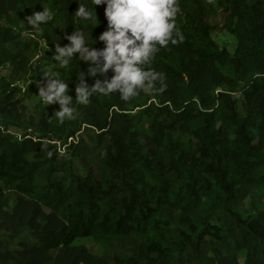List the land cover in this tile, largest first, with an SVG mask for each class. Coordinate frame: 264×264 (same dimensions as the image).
I'll use <instances>...</instances> for the list:
<instances>
[{
	"label": "trees",
	"instance_id": "1",
	"mask_svg": "<svg viewBox=\"0 0 264 264\" xmlns=\"http://www.w3.org/2000/svg\"><path fill=\"white\" fill-rule=\"evenodd\" d=\"M79 3L95 9L0 0V264H264V0H179L183 41L146 65L163 91L88 104L75 99L89 65L51 59L75 28L104 47L106 5L84 20ZM43 7L54 19L30 25ZM44 63L69 82L75 119L54 118L59 103L28 112Z\"/></svg>",
	"mask_w": 264,
	"mask_h": 264
},
{
	"label": "clouds",
	"instance_id": "2",
	"mask_svg": "<svg viewBox=\"0 0 264 264\" xmlns=\"http://www.w3.org/2000/svg\"><path fill=\"white\" fill-rule=\"evenodd\" d=\"M95 9L79 3L74 16L84 20L98 19L96 6L106 5L105 16L107 29L99 36L103 48H96L89 43L84 29H77L66 35L67 45L55 43V52L51 59L59 67L68 66L75 59L87 63V72L77 84L76 99L81 104L90 103L95 94H119L124 101L137 97L141 92H151L159 83L163 85V74L146 65L156 56L162 46L183 41L182 30L177 27L176 17L180 11L179 0H89ZM55 12L43 7L27 17V22L39 27L54 19ZM93 33V31H92ZM77 53L79 57L77 59ZM114 74L107 77L109 71ZM46 83L38 82L39 97L47 104L59 103L61 110L54 118L63 123L65 119L76 118V109L72 105L73 97L69 94V82H65L54 73L43 72ZM86 76L95 78L90 86ZM163 85L159 90L163 91ZM49 156L53 153L50 150Z\"/></svg>",
	"mask_w": 264,
	"mask_h": 264
},
{
	"label": "rangeland",
	"instance_id": "3",
	"mask_svg": "<svg viewBox=\"0 0 264 264\" xmlns=\"http://www.w3.org/2000/svg\"><path fill=\"white\" fill-rule=\"evenodd\" d=\"M225 17H226L225 14H220L212 20V23L218 24L219 26H222L224 24L223 22L225 21ZM25 36L28 37L27 34ZM213 37L219 43V45L221 47H227L230 51H233L236 47L237 38L233 34L228 32L227 30L217 29L213 33ZM43 49L49 50L50 47L46 43H43ZM43 69L47 70L48 73H54V74L58 75L57 72L52 71V67L49 64H45V67ZM3 72H4V74H8V67L7 66L5 67ZM30 84H34L35 88L36 89L38 88V83L34 79H30V81L28 82V85H30ZM38 95H39V93H36L32 99L27 100L25 102V104L27 106V110L29 113L33 112L34 106L37 103H42V105H47ZM57 103L52 104V106L56 105ZM83 242H85L92 251L99 252V249L94 242H92V241H83ZM243 258H244V254L242 255V259Z\"/></svg>",
	"mask_w": 264,
	"mask_h": 264
},
{
	"label": "built area",
	"instance_id": "4",
	"mask_svg": "<svg viewBox=\"0 0 264 264\" xmlns=\"http://www.w3.org/2000/svg\"><path fill=\"white\" fill-rule=\"evenodd\" d=\"M3 129V128H2ZM11 133H13L14 134V132L13 131H10ZM19 135V134H18ZM19 137H20V135H19Z\"/></svg>",
	"mask_w": 264,
	"mask_h": 264
}]
</instances>
